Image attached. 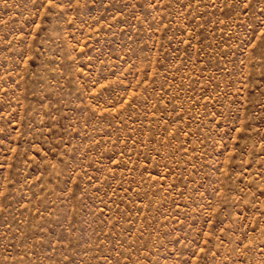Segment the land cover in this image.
I'll use <instances>...</instances> for the list:
<instances>
[{"label":"rangeland","instance_id":"1","mask_svg":"<svg viewBox=\"0 0 264 264\" xmlns=\"http://www.w3.org/2000/svg\"><path fill=\"white\" fill-rule=\"evenodd\" d=\"M0 264H264V0H0Z\"/></svg>","mask_w":264,"mask_h":264}]
</instances>
